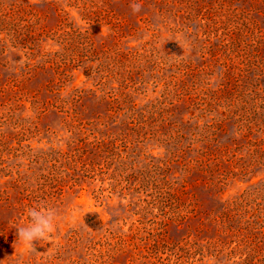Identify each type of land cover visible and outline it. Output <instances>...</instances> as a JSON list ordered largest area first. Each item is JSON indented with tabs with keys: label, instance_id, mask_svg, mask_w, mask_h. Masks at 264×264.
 Returning <instances> with one entry per match:
<instances>
[{
	"label": "rangeland",
	"instance_id": "obj_1",
	"mask_svg": "<svg viewBox=\"0 0 264 264\" xmlns=\"http://www.w3.org/2000/svg\"><path fill=\"white\" fill-rule=\"evenodd\" d=\"M0 264H264V0H0Z\"/></svg>",
	"mask_w": 264,
	"mask_h": 264
},
{
	"label": "clouds",
	"instance_id": "obj_2",
	"mask_svg": "<svg viewBox=\"0 0 264 264\" xmlns=\"http://www.w3.org/2000/svg\"><path fill=\"white\" fill-rule=\"evenodd\" d=\"M139 11V5L133 8ZM26 223L14 225L16 241L29 252L35 250L34 242L46 241L57 228L63 217L60 211L47 203H37L27 209Z\"/></svg>",
	"mask_w": 264,
	"mask_h": 264
}]
</instances>
